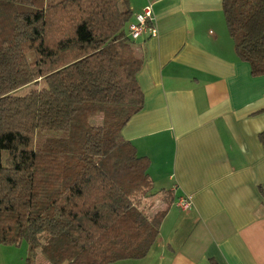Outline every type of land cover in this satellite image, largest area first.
<instances>
[{"label": "trees", "instance_id": "16d2710c", "mask_svg": "<svg viewBox=\"0 0 264 264\" xmlns=\"http://www.w3.org/2000/svg\"><path fill=\"white\" fill-rule=\"evenodd\" d=\"M222 12L238 59L264 75V0ZM131 22L129 0H0V246L25 242L26 264L142 259L174 202L121 137L143 106Z\"/></svg>", "mask_w": 264, "mask_h": 264}, {"label": "crops", "instance_id": "0c3cea01", "mask_svg": "<svg viewBox=\"0 0 264 264\" xmlns=\"http://www.w3.org/2000/svg\"><path fill=\"white\" fill-rule=\"evenodd\" d=\"M147 5L158 34L135 41L143 106L121 137L174 202L144 258L111 264H264V75L238 59L222 0H129L132 20Z\"/></svg>", "mask_w": 264, "mask_h": 264}, {"label": "built area", "instance_id": "2783aa9c", "mask_svg": "<svg viewBox=\"0 0 264 264\" xmlns=\"http://www.w3.org/2000/svg\"><path fill=\"white\" fill-rule=\"evenodd\" d=\"M157 34L151 5L143 7L140 13L135 14L133 22L127 27V35L132 41H136L142 36L153 38ZM175 207L185 212L191 207V201L187 197H181L175 202Z\"/></svg>", "mask_w": 264, "mask_h": 264}, {"label": "rangeland", "instance_id": "374dc122", "mask_svg": "<svg viewBox=\"0 0 264 264\" xmlns=\"http://www.w3.org/2000/svg\"><path fill=\"white\" fill-rule=\"evenodd\" d=\"M31 88L32 87L23 88L19 91H16L15 94L22 95ZM46 135H50V133L47 131L39 132L37 134L36 142L38 141V138H41V136L44 137ZM153 205H154L153 209H152L153 211H157V210H160L163 208V204L159 203V201H155ZM2 247H6V248L10 249V253L3 254L1 252V254H0L1 261L4 264H26L25 259L27 258L28 247H27V244L25 242H22L19 246H15V245L13 246L12 245V246H2ZM18 248H20V250H17ZM23 249H25V250L27 249L26 256H24V257H23Z\"/></svg>", "mask_w": 264, "mask_h": 264}]
</instances>
